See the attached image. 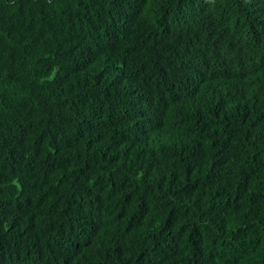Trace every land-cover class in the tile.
Returning <instances> with one entry per match:
<instances>
[{
    "label": "trees",
    "instance_id": "16d2710c",
    "mask_svg": "<svg viewBox=\"0 0 264 264\" xmlns=\"http://www.w3.org/2000/svg\"><path fill=\"white\" fill-rule=\"evenodd\" d=\"M0 264H264V0H0Z\"/></svg>",
    "mask_w": 264,
    "mask_h": 264
}]
</instances>
